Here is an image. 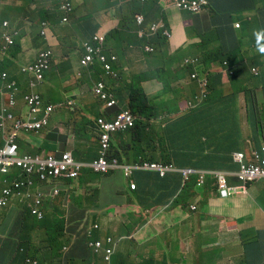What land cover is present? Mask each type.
I'll use <instances>...</instances> for the list:
<instances>
[{
	"label": "clouds",
	"instance_id": "9594fccd",
	"mask_svg": "<svg viewBox=\"0 0 264 264\" xmlns=\"http://www.w3.org/2000/svg\"><path fill=\"white\" fill-rule=\"evenodd\" d=\"M133 1L137 0H84L83 4L76 5L72 0L66 3L60 0H0V152L14 150L10 157L13 165L6 173L0 171V213L12 207L22 213L21 224L25 229H43L37 244L32 241L34 245L27 246L25 241H20L18 254L11 264H48L46 260L52 264H139L126 246V239L134 240V231L126 230L132 221L116 235L103 227V222L87 223L85 215L95 208L93 204L87 209L75 206L68 209L71 197L84 200L98 189L91 185L97 178L120 175L127 182L129 193L138 199L142 195L138 175H157L161 185L150 190L156 197L155 204L141 208L138 215L150 219L151 214L153 220L155 212H166L171 205L188 208L194 213L206 194L221 201L237 196L250 197V190L255 192L254 184L264 182V176L259 173L264 171V117L256 122V130L261 129L262 134H256V141L254 138L249 141L246 151L236 152L230 158L216 157L208 170L189 168L181 133L177 137L178 149L170 147L173 151L169 152L177 155V161L156 160L160 152L166 153L169 148L163 145V140L170 136L176 119H192L202 110L210 112L211 102L204 107L203 104L208 98L211 76L219 74L231 78L239 65L250 60L255 106L258 94L264 97V47L259 46L258 39L257 43L252 42L255 30L246 33L253 19L249 14L256 9V26L257 19L264 14V0H255V8L231 15L230 29L220 33L226 42L223 46L233 56L231 66L226 62L207 64L216 54L204 55L197 47L201 35L211 31L210 13L206 8L208 0H164L169 2L167 6L159 0H139L148 8L149 15L140 11L132 17V9L128 8ZM7 6L16 9L22 6V9L10 20L5 11ZM59 7L60 11H52ZM22 10L26 14L23 17ZM175 11L178 19L173 17ZM46 12L49 13L46 15ZM40 16L44 17L40 19ZM204 19L207 27L202 23ZM122 22L131 25V30L123 43L119 41L120 48L114 46L112 35ZM162 37L166 38V44ZM175 39L183 44L177 52L171 53L168 45ZM181 51L184 52L182 56ZM151 57L162 66L153 77L162 86L156 84L155 90L148 88L151 84L148 73L132 69L134 63L146 66ZM127 59L132 63L126 62ZM62 67L64 71L60 76L57 71ZM114 68L119 76L141 72L146 78L128 88L125 94L121 92L116 96L111 92L112 87L103 83L111 82ZM176 70L193 84L189 87L192 96L185 94L184 87L172 90ZM54 77L65 92L58 89ZM195 90L200 91L199 96H194ZM242 91L244 98H250L252 92L248 95L246 90ZM85 93H91L99 102L100 117L94 116V106L85 105L88 101ZM133 94L136 103L147 112L153 111L157 117L150 120V113L141 117L140 132L128 137L139 119L128 107ZM255 106L252 105L250 114L258 117ZM72 113H81L89 120L86 130L91 141H75L76 125L70 120ZM75 119L77 124L82 121L79 117ZM153 124L159 127L164 138L153 132ZM119 135L124 138L123 144L117 143ZM31 137L42 139L43 144L35 148ZM104 138L106 148L103 147ZM53 143L57 144V149L53 148ZM60 143L65 145L64 150L58 149ZM70 144L72 150L69 151ZM114 145L121 147L118 156L130 163L108 156ZM20 148L25 150L22 157L19 156ZM77 151L82 153L84 162L76 158ZM100 161L106 163L105 171L99 170ZM85 170L87 173L83 175ZM83 177L88 179L86 184L81 183ZM175 189V194L171 195ZM136 191L139 195L134 193ZM56 203L65 207V212L59 213L60 217H47L55 214ZM27 221L32 223L31 228L26 226ZM157 224L163 227L162 223ZM225 226V231L231 230L227 224ZM56 228L65 236L58 238L64 242V247L53 253L51 242H40L46 231L54 233ZM233 231L239 233L238 227ZM257 242L258 236H242L239 264H249L246 248ZM123 249L127 250L126 259L122 258ZM29 255L35 256L27 258ZM168 260L141 264H171ZM207 263L222 264L220 259ZM258 264H264V257Z\"/></svg>",
	"mask_w": 264,
	"mask_h": 264
},
{
	"label": "crops",
	"instance_id": "0c3cea01",
	"mask_svg": "<svg viewBox=\"0 0 264 264\" xmlns=\"http://www.w3.org/2000/svg\"><path fill=\"white\" fill-rule=\"evenodd\" d=\"M63 1V0H60ZM76 5L83 4L84 0H72ZM255 8V7H254ZM253 19L252 23L246 27V33L250 34L255 30L256 9L249 14ZM174 18H179L177 12H173ZM178 21V20H177ZM205 27L208 26L207 20L202 21ZM183 44L178 40L169 42L168 49L171 53L177 52ZM180 52V56L183 55ZM239 53H237V58ZM128 63L132 60L127 59ZM132 69L148 73V88L157 89L155 86L161 85L153 77L156 72L162 69L155 57L147 59V64H133ZM218 72L220 69L215 66ZM64 67L59 68L57 73L62 76ZM177 78L171 82L172 90L177 87H184V92L192 96L190 90V80L183 73L175 71ZM54 81L60 91L65 92L63 86L54 77ZM217 95L210 106L223 108L213 113H206L202 110L192 119H176L170 136L163 140V145L178 149L177 137L181 133L183 142L188 154V165L194 170H208L212 167L211 162L216 157H231L236 152L247 150L249 141L256 134L251 130L250 110L254 102V91L244 98L242 89V77L231 79L225 75L218 82ZM243 105L246 107L243 109ZM232 125H224L230 115ZM223 115L225 116L223 120ZM264 128V123H263ZM253 129V128H252ZM256 130V128H255ZM56 141V140H55ZM258 147V144L256 143ZM59 150H64L65 145L60 143ZM53 148L57 149V144L53 143ZM182 153V150L179 151ZM174 153H162L156 160L167 162L177 161ZM170 178V175L168 176ZM180 178V177H179ZM159 177L152 173L138 175V184L141 196L137 199L131 196L128 191L127 182L120 176L96 179L91 185L98 187L99 195L96 198L94 192L82 201L81 208H88L91 201L95 206L91 209L85 219L88 224L102 223L109 231L119 235V230L124 226L130 225V221L138 218L141 208L154 205L156 197L150 193L153 188H158L161 182ZM1 181V177H0ZM210 184V181H208ZM259 189L255 192L250 190V197L237 196L227 201H221L214 195H204L196 212L188 208L171 205V209L166 212H155L154 220L150 214L149 221L143 220L136 225L134 230H138L137 244L127 245L131 256L137 259L139 264L144 261L163 262L166 259L171 264H208L207 262L220 259L222 264H239L240 243L243 235L251 237L258 236V242L246 248V258L249 264H258L264 257V182H259ZM176 189L171 193L174 195ZM202 205V208H200ZM65 207H60L56 203L55 214H48L47 217H60L59 213L65 212ZM151 211L152 209H146ZM145 211V210H144ZM86 213V211H84ZM240 217L239 220L236 218ZM22 213L12 207H8L0 213V264H11L14 257L18 254L17 246L20 241H25L28 237L39 242V234L43 229H34L26 233V229L21 224ZM162 223V226L155 224ZM225 224L231 229L225 231ZM137 227V228H136ZM238 227L239 233L235 232ZM22 238L21 240L19 238ZM27 243H25L26 245ZM161 247V249H160Z\"/></svg>",
	"mask_w": 264,
	"mask_h": 264
},
{
	"label": "trees",
	"instance_id": "16d2710c",
	"mask_svg": "<svg viewBox=\"0 0 264 264\" xmlns=\"http://www.w3.org/2000/svg\"><path fill=\"white\" fill-rule=\"evenodd\" d=\"M26 2H28V0H24ZM36 1V0H34ZM64 3L68 2L69 0H63ZM209 5L206 7L208 12L210 13V20H211V31L205 34L201 35V42L199 44H197V47L200 49L201 53L205 54H216L215 56L211 57L208 59L207 64L209 63H214V62H218V63H228V65H232L233 62V56L231 54L230 51L226 50V48L223 46V44L225 45L226 42L224 40V38L221 36V32L223 30H225L226 28L229 30L230 26H231V15H235L236 13L239 12H245V10H250L252 8L255 7L256 1L255 0H208ZM132 6L128 9H132V17L134 16L135 13H139L140 11L144 12L147 16L149 15V12H146V9H148L146 6H142L139 2V0H137L136 2L133 1ZM61 7H59L56 10H52V11H60ZM51 12V11H49ZM46 12V15L49 13ZM233 13V14H232ZM263 13V12H262ZM25 14V11L22 10L21 12V16L23 17ZM26 15V14H25ZM44 16H40V19H42ZM234 17V16H233ZM260 20V21H259ZM259 20L257 19V26L255 28L256 34H254L252 42L253 43H257V39L259 41V46L260 47H264V14H261L259 16ZM261 22V23H260ZM76 24V22H74ZM263 26H262V25ZM79 34H81V30L78 26H76ZM131 30V25H125L124 22L121 23V25L118 27V30L113 32L112 35V42L114 44L115 47H120L121 48V44H119V41H121L123 43V41L125 40L126 36L129 35ZM259 33V35H258ZM87 33V37H88ZM257 37V38H256ZM164 43L166 44V38L162 37ZM219 53V54H218ZM202 61V60H201ZM256 62L259 65L260 64V59H259V55L256 56ZM241 67V68H240ZM244 67H245V71H244ZM253 67V64L250 60H248L247 63H245L243 66L239 65V69L237 71H234L230 76L233 79L234 77L237 76H241L242 77V85L241 88L246 90L248 92V95L252 92V84H251V69ZM97 72H99L98 69H95ZM114 72V76L110 77L111 78V82H103L105 86L107 87H112V93L116 96H119L121 94V92H123L124 94L127 92V89L134 86V85H138L139 82H143L146 78V75H142V73H138V74H128V75H122L119 76L118 70H113ZM117 76V77H116ZM116 79V80H113ZM118 79V80H117ZM223 79L222 76H220L219 74H215L213 76L210 77L209 79V83H208V87H207V92H208V98L207 100L204 102L203 107L208 105V103H212L217 95V90H218V86L221 80ZM113 80V81H112ZM128 80H130V84L128 83ZM84 95H86L88 97V101L85 103V105L89 106V107H93V109H95L94 111V116L96 118L101 116V112L100 110H98V105L99 102L92 98V94L91 93H85ZM200 95V91H196L195 90V94L194 96H199ZM138 96V95H137ZM136 98V95L133 94L132 97L129 99L128 101V107L130 108V110L133 112V114L139 118L137 121V127L136 129H133L131 132H129L127 135L128 137L135 135L137 133L140 132V128L142 123L140 122V118L147 115L148 113L151 114L150 116V120L156 118L157 114L153 113V111H149L147 112L140 104L136 103L134 101V99ZM223 108H218V107H213L211 106L210 112H216L217 110H222ZM199 113V112H197ZM231 116L224 121V125H229L231 126ZM75 117H79L82 121L77 124L76 123V119ZM250 119H251V124H252V128L251 130H253V132L257 135L262 134L261 129L258 132L257 130H255L256 128V122L259 119V117H255L252 116V114H250ZM225 116L223 115V120H224ZM71 121H74V124L76 125V129L74 130V135H75V141L77 142L78 140H88L91 141V139L89 138V136L87 135V130L89 128V120L85 119L83 117V115L81 113H72L71 117H70ZM262 122L259 123V125ZM153 132L159 136L160 138H164L165 135L161 133V130L159 129V127L156 126V124H153ZM264 129V128H263ZM136 137H133L130 139V141H134ZM117 143L119 144H123L124 143V138L122 135H119ZM115 146V145H114ZM121 149V147H114V149L112 151H110L108 153V156H112L114 158H117L120 162H126L127 164L130 163L128 160L123 161V159L118 156V151ZM173 151V148H167V152H171ZM76 158L77 159H81V152L77 151L76 153ZM89 155V154H86ZM95 157H98V154L94 155ZM125 158V157H123ZM134 162H137L134 161ZM87 173V170H85L83 172V175ZM88 181V179L86 177H83L81 179V183L82 184H86ZM193 184V183H192ZM191 184V185H192ZM190 185V187H191ZM193 186V185H192ZM96 193V198L99 195V189H97L95 191ZM136 195L138 194V191L134 192ZM134 196V195H131ZM88 200H90V196L87 197ZM82 200L81 198H76V197H71V199L69 200V205H68V209L71 210V208L73 206L75 207H81L82 206ZM92 202L89 201L88 202V206H91ZM54 225V224H53ZM26 226L31 228L32 227V223H30L29 221L26 222ZM51 227V225H50ZM29 230L26 228V233L28 234ZM64 239L65 236H61V232L56 228L54 233H50L48 231H46V235L43 237L44 239L40 242V243H45V242H51V249L53 253H57L58 251L62 250L64 247V242H62L61 240H58V238ZM25 242L27 243V246H33V242L32 239L30 237H28L27 239H25ZM48 262V264H52L50 261L46 260Z\"/></svg>",
	"mask_w": 264,
	"mask_h": 264
},
{
	"label": "rangeland",
	"instance_id": "374dc122",
	"mask_svg": "<svg viewBox=\"0 0 264 264\" xmlns=\"http://www.w3.org/2000/svg\"><path fill=\"white\" fill-rule=\"evenodd\" d=\"M164 6H167L168 5V1L167 2H164V0H159ZM22 9V6L19 7V9H16L15 7H12V6H7L6 7V15L7 17L10 19V20H13L17 15L18 13L20 12V10ZM256 103L257 105L255 106L256 110L258 111V114L257 116L258 117H264V97L263 96H260L258 94V97H257V100H256ZM243 109L245 110V106L243 105ZM65 119H68V115L65 117ZM69 134V133H68ZM31 140H32V145L35 146V148H38L39 146H41L43 144V140L42 139H38V138H35V137H31ZM68 146V145H67ZM70 149L72 150V144H70V147H69V151ZM25 150L24 149H21L19 150V156L22 157L23 154H24ZM79 162H84V158H81V159H78ZM256 189H259V185L258 184H254L253 186V189L255 190ZM0 192H1V189H0ZM143 220H147L149 221V219H147V217H138L137 219H135L134 221H132L131 225L128 227V230L129 232L131 231H134L133 232V235H134V240H130V239H126L127 242H126V246L127 245H132V244H136L137 243V234H136V230H134L135 226L141 224L143 222ZM156 226H159V224H155ZM137 228V227H136ZM161 249V247H160ZM127 250L123 249V252H122V258L123 259H126L127 258ZM33 256L35 255H29L27 258H33Z\"/></svg>",
	"mask_w": 264,
	"mask_h": 264
},
{
	"label": "built area",
	"instance_id": "2783aa9c",
	"mask_svg": "<svg viewBox=\"0 0 264 264\" xmlns=\"http://www.w3.org/2000/svg\"><path fill=\"white\" fill-rule=\"evenodd\" d=\"M101 90H98V93H100ZM103 147L106 148L107 147V142L106 139L104 138L103 140ZM14 155V150H11L9 152H0V171L2 173H6L8 170V167H10L11 165H13V161L11 160V156ZM100 167L99 170L100 171H105V167H106V163L104 161H100ZM261 176H264V171L259 172ZM258 173V174H259ZM37 212H34V214H36Z\"/></svg>",
	"mask_w": 264,
	"mask_h": 264
},
{
	"label": "bare ground",
	"instance_id": "6f19581e",
	"mask_svg": "<svg viewBox=\"0 0 264 264\" xmlns=\"http://www.w3.org/2000/svg\"><path fill=\"white\" fill-rule=\"evenodd\" d=\"M116 77H117V76H116ZM113 80H116V79H113ZM113 80H112V81H113ZM117 80H118V79H117ZM193 184H194V183H193ZM193 184H192V185H193ZM192 185H191V186H192Z\"/></svg>",
	"mask_w": 264,
	"mask_h": 264
}]
</instances>
